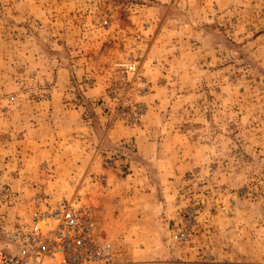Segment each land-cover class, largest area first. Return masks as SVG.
I'll return each instance as SVG.
<instances>
[{
	"label": "rangeland",
	"instance_id": "374dc122",
	"mask_svg": "<svg viewBox=\"0 0 264 264\" xmlns=\"http://www.w3.org/2000/svg\"><path fill=\"white\" fill-rule=\"evenodd\" d=\"M40 191L118 264H264V0H0V248Z\"/></svg>",
	"mask_w": 264,
	"mask_h": 264
},
{
	"label": "built area",
	"instance_id": "2783aa9c",
	"mask_svg": "<svg viewBox=\"0 0 264 264\" xmlns=\"http://www.w3.org/2000/svg\"><path fill=\"white\" fill-rule=\"evenodd\" d=\"M124 70L134 74L135 63H126ZM139 87L146 91L144 81ZM124 105L133 110L127 121L137 122L143 114L140 104L125 100ZM91 215L86 204L38 192L30 199L27 219L6 235L0 264H118L114 248L99 237ZM177 238L185 241L186 233Z\"/></svg>",
	"mask_w": 264,
	"mask_h": 264
},
{
	"label": "crops",
	"instance_id": "0c3cea01",
	"mask_svg": "<svg viewBox=\"0 0 264 264\" xmlns=\"http://www.w3.org/2000/svg\"><path fill=\"white\" fill-rule=\"evenodd\" d=\"M142 150H141V153H140V155H142V156H144L145 154H149V152L147 151L148 150V148H146V149H144V146H143V144H142ZM155 148H157V147H155ZM144 149V150H143ZM159 156V154H157V155H155V157H158ZM155 157H153L154 159L152 160L154 163H155V159L158 161V159L157 158H155ZM144 159H146L145 157H144ZM149 161V160H148ZM144 164H145V167H147V169H152V168H150V164L148 163V162H144ZM156 164V163H155ZM157 167V166H156ZM146 169V170H147Z\"/></svg>",
	"mask_w": 264,
	"mask_h": 264
}]
</instances>
